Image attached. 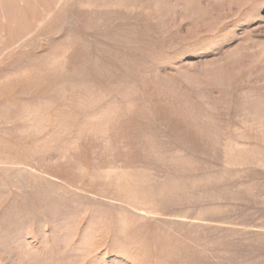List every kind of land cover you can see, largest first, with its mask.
Masks as SVG:
<instances>
[{"label": "rangeland", "instance_id": "374dc122", "mask_svg": "<svg viewBox=\"0 0 264 264\" xmlns=\"http://www.w3.org/2000/svg\"><path fill=\"white\" fill-rule=\"evenodd\" d=\"M0 264H264V0H0Z\"/></svg>", "mask_w": 264, "mask_h": 264}]
</instances>
